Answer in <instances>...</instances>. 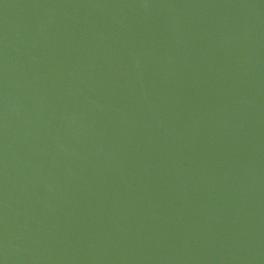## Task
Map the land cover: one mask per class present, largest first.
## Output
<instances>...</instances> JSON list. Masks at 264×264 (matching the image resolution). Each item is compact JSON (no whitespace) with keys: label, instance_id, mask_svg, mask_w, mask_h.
Listing matches in <instances>:
<instances>
[{"label":"water","instance_id":"1","mask_svg":"<svg viewBox=\"0 0 264 264\" xmlns=\"http://www.w3.org/2000/svg\"><path fill=\"white\" fill-rule=\"evenodd\" d=\"M0 264H264V0H0Z\"/></svg>","mask_w":264,"mask_h":264}]
</instances>
